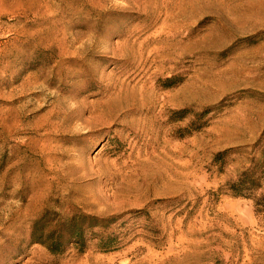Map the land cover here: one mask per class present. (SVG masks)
Segmentation results:
<instances>
[{"label":"rangeland","instance_id":"rangeland-1","mask_svg":"<svg viewBox=\"0 0 264 264\" xmlns=\"http://www.w3.org/2000/svg\"><path fill=\"white\" fill-rule=\"evenodd\" d=\"M264 0H0V264H264ZM77 213L115 242L35 243Z\"/></svg>","mask_w":264,"mask_h":264},{"label":"trees","instance_id":"trees-1","mask_svg":"<svg viewBox=\"0 0 264 264\" xmlns=\"http://www.w3.org/2000/svg\"><path fill=\"white\" fill-rule=\"evenodd\" d=\"M256 180L252 168L245 169L236 181L228 185V190L234 196L251 199L255 213L264 216V194L256 195L259 186ZM114 220L115 217L100 218L77 213L47 226L39 219L34 223L32 237L35 243L43 244L52 253H58L68 245L77 249L83 248L89 234L99 249L108 251L115 242L112 234Z\"/></svg>","mask_w":264,"mask_h":264}]
</instances>
